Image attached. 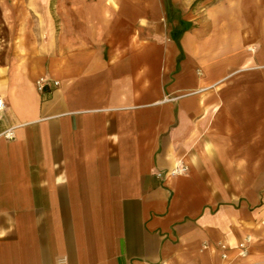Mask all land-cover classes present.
<instances>
[{"label": "crops", "instance_id": "0c3cea01", "mask_svg": "<svg viewBox=\"0 0 264 264\" xmlns=\"http://www.w3.org/2000/svg\"><path fill=\"white\" fill-rule=\"evenodd\" d=\"M0 97V264H264V0H0Z\"/></svg>", "mask_w": 264, "mask_h": 264}, {"label": "built area", "instance_id": "2783aa9c", "mask_svg": "<svg viewBox=\"0 0 264 264\" xmlns=\"http://www.w3.org/2000/svg\"><path fill=\"white\" fill-rule=\"evenodd\" d=\"M54 84H57L56 81H53ZM37 84V88L42 92L44 91V87L46 85L45 81L43 78H39L36 82ZM5 108V102L4 99L2 97H0V114L3 111V109ZM0 135L6 137V138H13L14 137V131H13V127H8L4 130H2L0 132ZM187 170V167L184 164H179L177 165L173 170H171V173L173 174H177V173H183ZM160 175V174H158ZM250 237L246 236L245 239L241 242L238 243V248H239V254L241 256L246 254V250H247V243L249 242ZM219 248L221 250V258H226L227 256V244L221 243L219 245ZM58 264H65L64 260H60Z\"/></svg>", "mask_w": 264, "mask_h": 264}]
</instances>
